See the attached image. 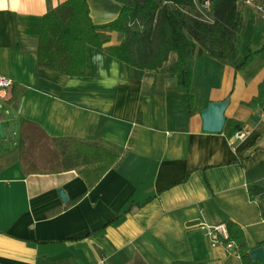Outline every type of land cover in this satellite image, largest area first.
<instances>
[{"label":"crops","instance_id":"1","mask_svg":"<svg viewBox=\"0 0 264 264\" xmlns=\"http://www.w3.org/2000/svg\"><path fill=\"white\" fill-rule=\"evenodd\" d=\"M66 1L7 0L0 7V75L13 83L0 93V123L8 124L0 136V264H243L212 234L231 221L251 251L264 241V196L249 192L264 181V106L250 107L264 84V52L237 69L249 46L264 45V21L239 6L244 31L232 65L197 46L190 109L174 53L157 70L118 60L126 83L112 88L99 86L92 57L101 53L104 69L113 57L92 46L83 77L39 67L43 18ZM87 2L97 26L121 11L114 0ZM99 32L104 49L124 39ZM73 78L78 86H68ZM225 100L223 132H204L200 114ZM22 119L50 138H94L128 155L91 189L75 171L28 175L19 146ZM233 121L248 131L243 140L228 139Z\"/></svg>","mask_w":264,"mask_h":264},{"label":"trees","instance_id":"2","mask_svg":"<svg viewBox=\"0 0 264 264\" xmlns=\"http://www.w3.org/2000/svg\"><path fill=\"white\" fill-rule=\"evenodd\" d=\"M121 5L116 20L97 26L92 22L87 0H68L51 9L43 18L37 62L39 67L67 77L87 73L86 50L95 47L140 70H157L177 55L178 84L192 109V79L197 46L218 61L232 65L239 58V40L244 31V14L239 0H114ZM209 7L205 8V4ZM100 30L122 33V43L104 49ZM249 54L237 69H245L262 47H248ZM15 98L13 97L10 102ZM264 106V84L250 107ZM244 125L233 121L228 139ZM20 151L24 172L55 174L75 171L93 188L110 170L120 167L128 152L107 142L81 138H50L33 123L22 119ZM252 196H264V181L249 186ZM226 244L236 246L243 264H262L250 257L251 249L242 228L226 224ZM264 248V241L260 244ZM174 264H192L175 262Z\"/></svg>","mask_w":264,"mask_h":264},{"label":"water","instance_id":"3","mask_svg":"<svg viewBox=\"0 0 264 264\" xmlns=\"http://www.w3.org/2000/svg\"><path fill=\"white\" fill-rule=\"evenodd\" d=\"M229 101L211 102L206 109L200 114L203 121V131L206 133L221 134L226 125L225 112L228 109ZM8 124L0 123V136L5 137L4 129ZM59 194L64 202H67V196L63 190H59ZM250 257L253 261H260L264 264V248L258 247L252 250Z\"/></svg>","mask_w":264,"mask_h":264},{"label":"built area","instance_id":"4","mask_svg":"<svg viewBox=\"0 0 264 264\" xmlns=\"http://www.w3.org/2000/svg\"><path fill=\"white\" fill-rule=\"evenodd\" d=\"M239 4L242 7H250L255 11V15L259 17L260 20L264 21V0H239ZM209 7V3L205 4V8ZM13 83L10 79L5 78L0 75V93L6 94L7 91L12 87ZM248 135V131L242 129V131L237 132L234 135L236 140H243L245 136ZM215 233L212 234L215 241L218 240V237H221V240L226 241L228 239V232L225 228L219 227L215 230ZM229 249L236 250V246L233 243L227 245Z\"/></svg>","mask_w":264,"mask_h":264},{"label":"clouds","instance_id":"5","mask_svg":"<svg viewBox=\"0 0 264 264\" xmlns=\"http://www.w3.org/2000/svg\"><path fill=\"white\" fill-rule=\"evenodd\" d=\"M7 4V0H0V7H4ZM104 60V56L101 53H96L92 57V61L94 64H98V75L100 79L98 80V84L101 87L112 88L117 86H122L126 83L125 80L120 78L119 75V61L116 58H113L107 69L99 66L98 62H102ZM80 83L78 78H73L69 81L68 86H78Z\"/></svg>","mask_w":264,"mask_h":264}]
</instances>
